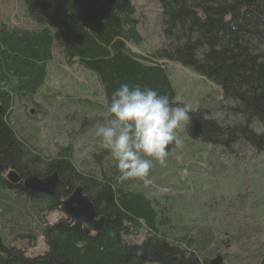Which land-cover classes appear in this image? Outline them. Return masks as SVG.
I'll return each mask as SVG.
<instances>
[{"label": "trees", "instance_id": "trees-1", "mask_svg": "<svg viewBox=\"0 0 264 264\" xmlns=\"http://www.w3.org/2000/svg\"><path fill=\"white\" fill-rule=\"evenodd\" d=\"M157 2L164 43L148 55L129 48L144 42L134 0H23L29 27L1 22L0 264H210L199 257L194 239L177 244L169 239L164 212L130 188L138 179H119L102 143L93 155L97 170L85 173L73 161V146L48 154L34 141L40 129H29L16 115L15 106L34 100L47 81L59 42L67 63L93 73L107 105L128 83L150 87L182 106L167 70L168 63L181 65L220 88L218 109L237 118L227 125L204 120V109L195 112L203 125L199 140L227 154L240 143L264 153V0ZM98 120L104 123L105 116ZM13 171L22 178L58 172L60 182L53 196L30 194L11 185L7 177ZM80 186L106 218L97 234L86 235L81 223L45 222L44 213L61 211ZM37 231L48 251L31 258L27 246L35 245ZM142 232L148 235L141 244L126 242ZM258 264H264V254Z\"/></svg>", "mask_w": 264, "mask_h": 264}, {"label": "rangeland", "instance_id": "rangeland-1", "mask_svg": "<svg viewBox=\"0 0 264 264\" xmlns=\"http://www.w3.org/2000/svg\"><path fill=\"white\" fill-rule=\"evenodd\" d=\"M134 5L144 42L129 48L138 55H148L164 43L161 10L157 0H134ZM1 22L29 27L23 0H0ZM56 45L47 81L34 100L15 106L16 115L29 129H40L34 140L38 148L56 155L58 146L71 145L76 166L85 173H95L97 160L93 155L101 146L95 132L103 124L98 119L106 115L107 100L93 73L67 63L58 53L61 45ZM167 70L179 103L189 104L191 112L206 110L204 120L234 124L237 118L218 109L220 88L179 64L168 63ZM188 123L179 131L183 147L173 146L163 164L153 160L149 173L153 185L145 186L139 180L130 188L150 199L158 212H164L169 224L165 233L173 243L194 239L199 257L208 262L221 258L222 264H258L264 254V153L245 143L237 144L229 154L210 148L189 136ZM108 158L112 159L110 155ZM157 186L168 188V193L158 196ZM44 216L49 225L68 218L63 211L46 212ZM36 234L35 245L27 244L31 258L48 251L40 231ZM147 235L142 232L125 240L139 245Z\"/></svg>", "mask_w": 264, "mask_h": 264}, {"label": "clouds", "instance_id": "clouds-1", "mask_svg": "<svg viewBox=\"0 0 264 264\" xmlns=\"http://www.w3.org/2000/svg\"><path fill=\"white\" fill-rule=\"evenodd\" d=\"M191 111L189 104L174 106L167 95L150 87L121 84L107 105L105 122L95 132L102 146L110 150L119 179L153 185L149 178L153 160L163 164L169 146L183 147L179 131L189 121ZM155 191L162 197L169 189L157 186Z\"/></svg>", "mask_w": 264, "mask_h": 264}, {"label": "water", "instance_id": "water-1", "mask_svg": "<svg viewBox=\"0 0 264 264\" xmlns=\"http://www.w3.org/2000/svg\"><path fill=\"white\" fill-rule=\"evenodd\" d=\"M4 112V106L0 104V114ZM31 114H34L32 111ZM202 121L195 112L190 113L188 134L189 136L197 140L201 137L202 133ZM2 137V130L0 129V139ZM174 145L169 146V152ZM8 180L12 183L22 182L25 191L30 194L44 193L53 195L57 189L59 183L58 172L53 173L45 178L32 175L25 179H21L17 172L13 171L8 174ZM63 211L68 217V221L63 222L66 227H71L76 223H81L83 231L86 235L97 234L101 232L106 225L105 216H99L96 207L90 198L85 195L84 189L80 186L77 187L72 194L63 201L61 206ZM85 224L88 227H85ZM210 264H222V259L218 258Z\"/></svg>", "mask_w": 264, "mask_h": 264}, {"label": "flooded vegetation", "instance_id": "flooded-vegetation-1", "mask_svg": "<svg viewBox=\"0 0 264 264\" xmlns=\"http://www.w3.org/2000/svg\"><path fill=\"white\" fill-rule=\"evenodd\" d=\"M48 176H50V175H48ZM20 177H21V176H20ZM45 177H47V176H45ZM45 177H40V178H45ZM21 179L23 180V179H25V178H22V177H21ZM59 182H60V179H59ZM11 185L14 186V187H17L18 189L25 190L24 187H23V183H22V182H17V183H12V182H11ZM55 192H56V191H55ZM54 194H55V193H54ZM54 194H53V195H54ZM71 194H72V192L68 195V197H69ZM36 195L53 196V195H48V194H44V193H37ZM68 197H67V198H68ZM67 198H66V199H67ZM68 220H69V219L67 218V221H68ZM79 223H80V222H79ZM92 235H93V234H92Z\"/></svg>", "mask_w": 264, "mask_h": 264}]
</instances>
